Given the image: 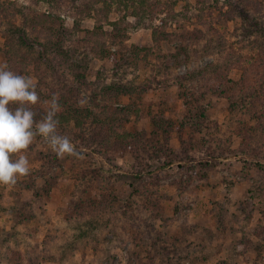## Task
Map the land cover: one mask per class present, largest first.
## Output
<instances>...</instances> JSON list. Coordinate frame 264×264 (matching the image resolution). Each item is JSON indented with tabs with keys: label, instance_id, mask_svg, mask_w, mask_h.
<instances>
[{
	"label": "rangeland",
	"instance_id": "obj_1",
	"mask_svg": "<svg viewBox=\"0 0 264 264\" xmlns=\"http://www.w3.org/2000/svg\"><path fill=\"white\" fill-rule=\"evenodd\" d=\"M263 48L264 0H0V64L78 153L37 136L0 184V264H264Z\"/></svg>",
	"mask_w": 264,
	"mask_h": 264
},
{
	"label": "clouds",
	"instance_id": "obj_2",
	"mask_svg": "<svg viewBox=\"0 0 264 264\" xmlns=\"http://www.w3.org/2000/svg\"><path fill=\"white\" fill-rule=\"evenodd\" d=\"M39 101L30 77L9 70L7 63L0 64V184L15 185L18 177L29 174L30 162L24 153L37 136L60 158L78 155L70 139L58 133L56 117L62 111L58 97L53 95L46 102L48 110L37 121L32 106Z\"/></svg>",
	"mask_w": 264,
	"mask_h": 264
},
{
	"label": "trees",
	"instance_id": "obj_3",
	"mask_svg": "<svg viewBox=\"0 0 264 264\" xmlns=\"http://www.w3.org/2000/svg\"><path fill=\"white\" fill-rule=\"evenodd\" d=\"M77 1V0H76ZM124 0H120V3H122ZM42 16H44V15H42ZM40 17L41 16H39V17H37V18H35L34 20V25H38V26H40L41 28H43V31L45 30V29H47V25H49V26H51L52 25V23H51V21H52V18L50 17V16H44L42 19H40ZM10 23H12V22H10ZM13 25V24H12ZM78 29V27L77 28H73V30H67V29H65V28H57L56 29V31H55V35H56V47H57V49H60V48H63V45H62V43H63V38H64V35H67V36H69V35H72V38L73 37H75V33H78V31H80V30H77ZM101 31V30H100ZM100 31H95V30H91V31H86L85 32V36H86V39H85V41H90L91 42V44L92 45H94V47H95V41H98V42H100V39H101V32ZM70 33H72V34H70ZM19 38L21 39V40H23V37H22V35L21 36H19ZM62 41V42H61ZM62 50V49H61ZM60 53H63V51H59ZM261 54H263L264 55V48H263V50H261ZM225 79H221V80H219V83H220V85L222 86V85H226V83H227V81H225ZM244 81V80H243ZM224 82V83H223ZM117 89H119V90H121V88L120 87H117ZM76 114L75 112H72L71 113V116H73L72 114ZM71 116H70V119H71ZM73 121H75L74 123H76L77 121H78V119L77 120H75V119H72ZM71 121V120H70ZM185 123V122H184ZM116 137L118 138V142L117 143H119V145L120 146H124L125 145V142H128V141H130L131 140V137H132V135H127V136H125V135H116ZM248 161V160H247ZM214 162H215V160H214ZM251 162V161H250ZM175 164H176V166L178 167V168H181V169H186L188 166H189V164H191L192 166H194V165H200V166H202V165H209V164H211V165H213L214 163L211 161V160H207L205 163H204V161H202V160H200V159H195V158H189L188 160H178V161H176V162H174ZM171 160H169V161H167V162H164L163 164H161V165H159V166H157L155 169L156 170H161V169H164V168H167V167H170L171 165H173L174 164ZM189 163V164H188ZM245 163H246V160H245ZM254 166H256L257 168H259V169H264V162H261V161H256L255 163H254ZM143 177V175L142 174H137L136 175V178L137 179H140V178H142Z\"/></svg>",
	"mask_w": 264,
	"mask_h": 264
}]
</instances>
